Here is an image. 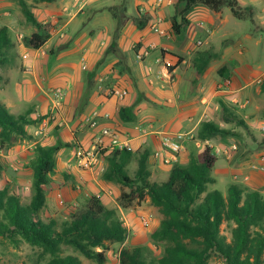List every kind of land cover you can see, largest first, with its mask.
Instances as JSON below:
<instances>
[{"label": "rangeland", "instance_id": "1", "mask_svg": "<svg viewBox=\"0 0 264 264\" xmlns=\"http://www.w3.org/2000/svg\"><path fill=\"white\" fill-rule=\"evenodd\" d=\"M25 2L39 21V16L47 15L49 17L45 26L49 27L51 38V31L56 27V24H52L51 20L52 18L57 20L61 18L58 4L70 3L73 0H56L58 3L56 8H54V4L33 3L29 0H25ZM87 5L83 10L84 13L76 15L69 24L68 37L60 40L54 36L48 40L40 52L42 56H35L31 53V58L35 61L34 74L40 78L46 77L48 80L52 77L58 78L60 74L65 73V66L69 65L67 66L69 67L67 79L70 86L66 91L70 93V103L75 105L73 107L75 112L71 113L74 119L78 118L80 110H84L91 104L92 98L101 93L102 85L107 87L106 92L109 96L113 95L109 92L116 90L113 89L115 87L125 91L124 98H126L120 108H125L128 120L122 121L119 118V110L116 111V117L130 129L137 126V131H141V126L149 127V130L145 131L149 138L151 135H156L152 132L153 130H164V125L167 123L175 124L176 120H170V118L175 115L177 108L172 106L173 103L169 98L174 95L176 103L179 91L177 88L169 90V92L165 91L168 90L165 86L168 84V76L161 69V66H166L165 71L168 73L173 67L155 59V65L151 69L147 68L142 60L149 56V50H145V53L142 52L140 57L135 58L133 55V50H138L140 45L136 36V33L141 30L138 23L140 20H144V17L139 16L136 12V7H139L136 0H91ZM170 6L172 7L164 10V12L170 11L165 16L166 20H171V15L175 11H180L183 8V3L180 0H175ZM201 8L205 7L198 6L187 15L189 27L183 30L178 39L171 41L174 48L183 52L195 48L194 55L181 68L180 77L182 80L179 86L187 85L191 70L195 71L193 60L198 52H203L205 49L212 54L218 52L213 59L218 60L220 47L223 49L228 41L230 47H234L232 45L235 43H241L242 47L249 49L251 66L258 72H264V23L252 24L249 19H237L227 7L219 11L221 12L220 19L216 12L209 9L201 15L194 12ZM205 15H208L206 21L202 20ZM66 19L69 17L67 16ZM61 20L62 18L59 19V21ZM71 25L74 29L71 28ZM1 26L8 27L17 57L10 65L0 67V89L8 90L9 94L6 95V99L10 100L8 104H14L13 107H10L9 112H15L18 115L29 111L32 123L26 125L28 137L21 143L13 146L5 144L0 147V162L4 166L0 188L8 186L21 196L24 203H29L33 196L31 164L34 159L35 147L68 143L71 145L69 148L62 147L54 156V172L48 177L46 203L39 213L40 218L45 222L54 221L59 230L62 224L68 221L69 214L74 207L79 206L86 197L97 196L96 194L112 190L113 195H109L111 199L100 195L102 202L107 208L118 211L127 234L122 245H108L104 264H119V254L122 248L141 247L147 255L158 257L161 251L151 243L149 235L158 228L162 216L150 204L149 198L146 197L141 202L134 201L127 207H122L120 195L127 192L128 189L119 183L109 182L103 178L110 152L103 153L100 157L102 159L101 166H104L102 172L97 167L99 162L92 171L80 166L77 151L79 148L89 149V147L77 145L73 141L74 136L63 130V120L65 115H69L65 109L64 101L58 113L53 114L50 110V93L46 106V102H43L42 99L44 97L47 99L46 94L44 97L38 93L33 95V89L29 91L30 87L26 86L23 90L20 87L21 84H19V88H15V82H22V79H19L20 75L27 72L26 63L21 56L25 51L24 48L29 47L25 46L23 38L29 36L35 29L26 21L18 0H0ZM122 32H124V37L120 35ZM74 35L79 37L75 38ZM117 35H120L121 39H118ZM83 49L85 58L82 57L80 60V52ZM217 70L216 66L213 67L212 74L220 78ZM62 79H58L56 86L64 87ZM164 79H167V82ZM68 82L65 81V84ZM263 83L262 77L252 79L246 88L245 95L253 101L252 106L247 109V111L250 110L252 116L243 118V114L238 112L237 106L221 102L218 110L210 119L217 127L228 132V134H219L205 142L216 155V162L211 171L215 182L209 184L208 188L220 191L224 197H227L228 186L233 182L239 187L254 190L247 185L248 182L244 181L246 176L253 174V177L257 178L256 180H264V171H253L250 168L252 163H257L264 157V93L260 89V85ZM46 85L48 86L47 82ZM1 99L3 97L0 94ZM179 102L178 104H181L182 100ZM222 104L226 106L229 113L223 112ZM93 112L92 110L89 114ZM223 117H227L228 121L224 122ZM240 120L243 121V124H239ZM150 124L153 126L150 127ZM72 132L75 136L80 133L75 129ZM192 135L194 139L195 133ZM193 139L184 144L186 153L180 157L181 164L188 163L191 156H198L202 149V145L198 146ZM230 144H235V148L228 149ZM150 148L145 146L131 151L132 158L126 166L127 174L130 177L133 178L135 175L140 155L145 150H149L151 153ZM223 150L227 151V154H223ZM67 164L68 166L72 164L73 170L66 168ZM147 164L150 172L149 179L154 182L164 181L173 166L161 162L156 164L151 161L150 157ZM69 176H72V179ZM231 227L227 223L221 225V234L228 239L231 236ZM40 253V249L31 247L26 242L21 241L15 245L7 239L0 238V264H35ZM62 255H74L81 261V264H95L66 246H63ZM218 263L216 258H211L208 261V264Z\"/></svg>", "mask_w": 264, "mask_h": 264}, {"label": "trees", "instance_id": "2", "mask_svg": "<svg viewBox=\"0 0 264 264\" xmlns=\"http://www.w3.org/2000/svg\"><path fill=\"white\" fill-rule=\"evenodd\" d=\"M33 3H53L56 0H29ZM183 8L175 11L170 20V34L179 36L189 25L187 15L196 7L203 6L214 12L227 7L237 19L252 16L251 7H241L238 0H180ZM26 21L35 29L23 38L26 47L42 48L50 38V29L36 19L25 0H18ZM142 29L145 22L139 21ZM137 52V50H134ZM216 55L198 52L193 60L196 73L202 74ZM17 57L14 42L7 26L0 27V67L10 65ZM182 60L179 57L180 62ZM225 70L221 72L223 75ZM264 93V83L260 85ZM224 113H229L222 104ZM119 118L128 120L125 108L119 109ZM30 112L12 114L0 101V147L13 146L28 137L26 125L32 123ZM227 122V117H223ZM239 124H243L240 120ZM228 134L211 121L202 122L195 131L194 142L202 149L198 156H191L188 163L177 162L162 182L151 181L148 170L149 151L145 150L137 161L134 177L127 174L126 166L132 158L131 151H111L103 178L119 183L128 191L120 195L122 207L141 202L146 197L161 214L158 228L153 230L150 241L161 254L151 257L141 247L122 248L119 264H208L216 258L218 264H264V195L257 190H248L236 184L228 186L227 197L218 190H209L215 182L211 175L216 155L205 144L217 135ZM36 146L32 161L33 196L24 203L20 195L8 186L0 188V238L17 245L23 241L41 253L35 264H81L74 255L63 256V246L72 248L95 264L105 263L109 244L122 245L126 228L116 209L107 208L99 196L90 195L69 214L61 229L54 221H43L39 213L46 203L48 177L54 172V156L62 147ZM180 162V163H179ZM4 166L0 162V179ZM262 172V171H260ZM67 178V177H66ZM231 225L228 239L221 234V225Z\"/></svg>", "mask_w": 264, "mask_h": 264}, {"label": "crops", "instance_id": "3", "mask_svg": "<svg viewBox=\"0 0 264 264\" xmlns=\"http://www.w3.org/2000/svg\"><path fill=\"white\" fill-rule=\"evenodd\" d=\"M90 1L91 0H73V2L65 3V4H58L55 1L52 4H49V5L54 4V8H56L58 4L59 16H61L62 18L61 21H59V19L61 18H59L58 20L52 18L51 22L54 25L56 24V27L52 29L51 31L52 37L49 40H51L54 36H56L60 40H63L66 37H68L67 36L68 29L70 27L69 24L74 20L76 15H78L79 13H84L83 10L86 8V5ZM173 1L175 0H162L160 7L157 5V0H136V2L139 5V7H136L137 8L136 12L139 16L144 17L143 21L145 22V26L136 33L137 42H139L140 45L138 44L139 47L137 48L139 51L137 50V52H134L133 50V55L135 58L138 56L140 57V54H142V52L145 53L146 52L145 50H149L150 51L149 56H147L146 59L144 58L145 60L143 59L142 61H144L147 68L150 69L155 65L154 63L155 59L161 60V62L169 66L171 65L173 68H171V71L168 73L165 71L166 66H161V69L164 72V74L168 76V84L165 85L168 90L165 91L169 92V90H174L176 88L179 91L178 98L176 100L177 104L175 103L174 95L172 96V98H169L170 102L173 103V105L172 104L171 105L176 106L177 108L175 115L170 118V120L171 119L176 120V123L165 124L164 130H156V131L153 130L152 132L156 135H151L148 138L145 131L149 130L148 129L149 127L146 128V126L144 127L141 126L140 127L142 131L141 132V131H137V126L134 127L133 129H130L129 127L121 123L116 117V111L119 110L120 106L123 104L126 97L125 98L123 97L121 99L118 96H109L108 92H106V90H108L107 87L102 85L101 87L103 89L100 90L101 93L99 95H96L94 98H92L91 104L88 107H86L84 110H80L81 112L80 115L78 116V118L74 119L71 116V113L75 112V108H73L75 105L70 103L71 102L69 96L70 93L66 91V89H68L70 86V82H68L67 79L68 78L67 72L69 71V67L67 66L69 65L65 66L64 69L65 73L60 74L58 78L52 77L49 78L48 80L46 77L40 78L39 76L34 74L35 61L34 59L31 58V53L35 56L38 55L42 56V53L40 52L43 47L38 50L24 48L25 51L24 53H22L21 57L24 59V62L26 63L27 72H23L24 74L20 75L21 78L19 79H22V82L21 83L15 82L14 84L15 88H19V84H21L20 87L23 90L24 87L26 86L30 87L29 91H32L33 89V95L38 93L41 97H44L45 96L44 94H46L47 99L45 97L42 98L43 102H46V106L48 104V97L50 90L55 88H62L65 91V97L63 101L66 107L65 106L64 107L66 111L69 113L68 116L65 115V119L63 120L64 121L63 130H66L70 135L74 136L73 141H75L77 145L81 147H86V146L90 147L93 141L92 138L99 131L98 129H90L86 122L87 119L90 118L95 112L99 115L108 114V118L106 120L100 119V123L116 129L121 135L122 139L124 138L129 139L133 151L135 148L145 147V146H148L150 148L151 146L150 150L152 151L151 153L149 152L148 159L150 157L151 161H154L156 164L160 163V160H157L153 157V154L159 151L160 148L159 137L157 133L182 132V133L193 134L195 133V131L198 129L199 125L202 122L210 121V119L213 117V114L218 110L219 104L221 102L232 103L233 105L238 107V112L241 115L243 114V118H248V116L251 115V112L250 110L247 111V109L252 106L253 101L250 98H247V96L245 95L246 88L249 85V81L250 80L252 81V79L262 77V79L264 80V72L262 73L258 72L251 66L250 50L245 47H242L241 43H237V44L235 43V45L234 44L232 45L234 47H230L229 46L230 42L228 40H224L228 42L225 43L223 49L222 47H220V54H219L220 58L218 60H212L202 74L198 75L196 71L191 70L188 77L189 81L187 82V85L179 86L182 80L180 77L181 68H183L187 63L188 59L194 55L193 52H195V48L183 52L181 50L174 48V46L171 43V41H174L180 37V35L173 36L172 34H170V25H171L170 20H166L165 18L166 14H169L170 11L164 12V10L171 8L172 6L170 5L172 4ZM238 3L243 8L245 7L252 8V16L245 19H249L252 24H255L256 22L264 23V0H238ZM206 11L207 8L204 9L201 8L200 10L194 12L201 15L203 14V12ZM216 13L220 19L221 16L219 14L221 12H216ZM67 16L69 17V19H66ZM207 17L208 15H205L202 18V20L206 21ZM39 18H40V22L43 24H46L47 20H49V17L47 15L39 16ZM158 19L161 20V22L158 24V28L164 32V34L161 35L157 32H153L150 28L152 24L157 22L156 20ZM187 27H189V25ZM71 28L74 29L72 25ZM123 34L124 32H122V34L120 35L124 37ZM120 35H117L118 39H121ZM74 37L78 38L79 36L77 37L74 35ZM222 42L220 44L221 46H222ZM205 51L209 52L207 49H205ZM213 54L216 55L218 54V52H214ZM82 57L85 58L84 49L80 52V60L82 59ZM179 57L182 58L180 62H178ZM215 66L218 69L217 74L220 75V78L212 74L213 67ZM223 70H225V72L222 75L221 72ZM58 79H62V81L64 82L63 83L64 87L56 86V84H58ZM106 79H108V76H106ZM45 81L47 82L48 86L46 85ZM65 81L68 83L65 84ZM164 81L167 82V79H164ZM113 89H118L120 91H123L118 87H115ZM7 93L9 94L7 89H3V88L0 89V94L3 97V99H1L0 101L9 110L10 107L14 106V104L12 103L8 104L10 103V100L6 99ZM29 94L31 93L29 92ZM181 100L182 103L178 104L180 103L179 101ZM92 110L94 112L89 114V112H91ZM12 114H15V112ZM149 126L151 127L153 125L150 124ZM74 129L75 131H80L78 136L73 135L74 133L72 132V130ZM233 147L235 148V144H230L228 149H234ZM216 152L218 153L219 151ZM185 153L186 150L184 149L180 153V157ZM223 154H227V151L223 150ZM101 165H102V159L99 160V165L97 167L98 169H100V171L101 170L103 171L104 166ZM65 166L66 168L68 167L70 170L71 169L73 170L74 168L72 164L69 166L67 164ZM69 177L72 179V176ZM256 179L257 178L253 177V174L244 177V181L248 182L247 185L249 187L263 193L264 180L260 181ZM233 184L236 183L233 182ZM96 195L99 196L101 199L102 196L100 195H105V197L111 199L109 195H113V191L112 190L104 191L103 194L99 193Z\"/></svg>", "mask_w": 264, "mask_h": 264}, {"label": "built area", "instance_id": "4", "mask_svg": "<svg viewBox=\"0 0 264 264\" xmlns=\"http://www.w3.org/2000/svg\"><path fill=\"white\" fill-rule=\"evenodd\" d=\"M162 0H157V5L160 6ZM161 20H157L156 23L152 24L151 29L157 33L164 34L158 28V24ZM199 43V42H198ZM112 96H118L123 98L125 96V91H120L118 89L113 90ZM50 110L53 114L58 113L59 109L62 107V102L65 96V91L62 88H55L50 90ZM108 114L99 115L96 112L87 120V125L90 129H98L97 134L92 138V144L89 149L79 148L77 151L78 162L80 166L85 169L93 170L99 158L103 153L111 151H131L132 147L130 145L129 139H122L119 132L113 127L106 126L100 123V119H107ZM264 129V128H263ZM159 137V151L153 154V157L160 160L161 163L170 165L178 161L180 153L185 149L184 144L193 139V135L190 133H157ZM199 146V143L196 142ZM234 148V147H233ZM251 170L254 171H264V159L257 163H252L250 165Z\"/></svg>", "mask_w": 264, "mask_h": 264}]
</instances>
